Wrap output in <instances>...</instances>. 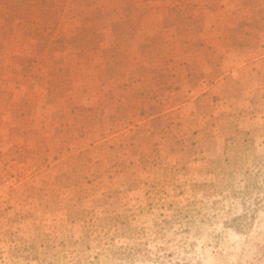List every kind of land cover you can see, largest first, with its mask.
<instances>
[{"label": "rangeland", "instance_id": "obj_1", "mask_svg": "<svg viewBox=\"0 0 264 264\" xmlns=\"http://www.w3.org/2000/svg\"><path fill=\"white\" fill-rule=\"evenodd\" d=\"M238 185L242 258L264 253V0H0V264L173 261Z\"/></svg>", "mask_w": 264, "mask_h": 264}, {"label": "clouds", "instance_id": "obj_2", "mask_svg": "<svg viewBox=\"0 0 264 264\" xmlns=\"http://www.w3.org/2000/svg\"><path fill=\"white\" fill-rule=\"evenodd\" d=\"M236 191L240 193L235 199L232 197L219 201L216 207H212V201L206 202V208L199 209L201 216L197 218L196 226L187 236L178 237L176 244L179 245L183 255L173 261H162V264H200L201 259L211 249L213 251L223 250L225 252L226 264H264V253L256 254V250L249 245L247 255L238 258L236 249L230 242L231 236L241 238L244 233L249 232L250 210L247 197L243 193V185H238ZM200 220L204 223L201 224ZM197 232L200 233L197 237ZM195 244L192 248L190 245ZM264 248V236L259 240ZM134 264H152L151 261H135Z\"/></svg>", "mask_w": 264, "mask_h": 264}]
</instances>
